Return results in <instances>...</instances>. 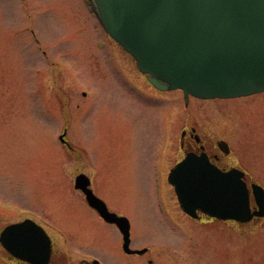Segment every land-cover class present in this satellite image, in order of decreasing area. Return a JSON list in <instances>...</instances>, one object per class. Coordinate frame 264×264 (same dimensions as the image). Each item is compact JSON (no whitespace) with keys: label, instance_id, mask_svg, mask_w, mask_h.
Here are the masks:
<instances>
[{"label":"rangeland","instance_id":"1","mask_svg":"<svg viewBox=\"0 0 264 264\" xmlns=\"http://www.w3.org/2000/svg\"><path fill=\"white\" fill-rule=\"evenodd\" d=\"M185 128L225 141L264 186V92L187 101L149 84L91 0H0V230L36 218L54 264H264V218L238 225L182 210L168 175ZM80 173L148 253L124 252L120 231L75 188ZM9 257L0 243V264H20Z\"/></svg>","mask_w":264,"mask_h":264},{"label":"water","instance_id":"2","mask_svg":"<svg viewBox=\"0 0 264 264\" xmlns=\"http://www.w3.org/2000/svg\"><path fill=\"white\" fill-rule=\"evenodd\" d=\"M110 36L137 61L160 90L180 89L203 99L235 98L264 92V0H91ZM65 132L60 140H65ZM245 173L223 172L207 158L188 156L172 170L169 181L181 208L220 220L250 222L264 217V188L250 189ZM88 204L108 223L116 224L128 254L131 225L96 196L86 174L76 178ZM259 210L253 211L251 196ZM2 246L16 259L49 264L53 246L45 230L31 220L8 225Z\"/></svg>","mask_w":264,"mask_h":264},{"label":"flooded vegetation","instance_id":"3","mask_svg":"<svg viewBox=\"0 0 264 264\" xmlns=\"http://www.w3.org/2000/svg\"><path fill=\"white\" fill-rule=\"evenodd\" d=\"M146 79H147V76H146ZM147 81H148V79H147ZM68 148L70 150H73L71 146ZM180 151L182 152L183 158L179 162H181L189 154L197 155V156L203 155L210 161V163L212 165L216 166L217 168H219L223 172H229V171L234 170V169H239V170L245 172L244 181L247 183L249 188H251L252 184L254 183V180H252V178L249 176V174L245 170L241 169L239 166L235 165L233 160H231V150H230L229 146H227L223 141H219V140L215 141L213 139H210V140L204 139L203 137H201L197 133L195 128H192L191 130L189 128H185L183 130V132L181 134V140H180ZM251 205H252V208L254 211L256 209L258 210V206L255 202L254 197L252 198V204ZM93 211H95V210H93ZM201 217H202V219H200V220L208 219V217H206L204 215H201ZM26 219H32L35 222H37L38 224L44 226L36 218L31 217V216H27V217L23 218V220H21V221H24ZM209 220H213V219H209ZM259 221H261L260 218L254 217L253 220L250 222V224L256 223ZM227 222L237 223L235 221H227ZM113 226L116 227V225H113ZM54 259H55V243L53 240V254H52L51 261L49 264H54L55 263ZM19 263L20 264L21 263L22 264H30V263H27L25 261H19ZM80 264H82V263H80ZM86 264H94V262H86Z\"/></svg>","mask_w":264,"mask_h":264},{"label":"bare ground","instance_id":"4","mask_svg":"<svg viewBox=\"0 0 264 264\" xmlns=\"http://www.w3.org/2000/svg\"><path fill=\"white\" fill-rule=\"evenodd\" d=\"M2 230H0V233H1Z\"/></svg>","mask_w":264,"mask_h":264}]
</instances>
